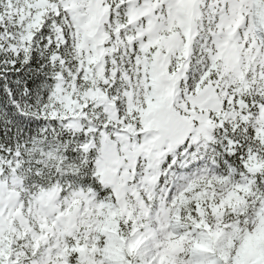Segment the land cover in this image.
Segmentation results:
<instances>
[{
  "label": "snow or ice",
  "instance_id": "snow-or-ice-1",
  "mask_svg": "<svg viewBox=\"0 0 264 264\" xmlns=\"http://www.w3.org/2000/svg\"><path fill=\"white\" fill-rule=\"evenodd\" d=\"M0 264H264V0H0Z\"/></svg>",
  "mask_w": 264,
  "mask_h": 264
}]
</instances>
